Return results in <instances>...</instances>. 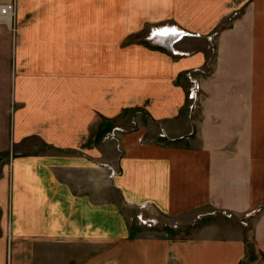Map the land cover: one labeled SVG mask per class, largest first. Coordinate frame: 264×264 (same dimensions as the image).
I'll list each match as a JSON object with an SVG mask.
<instances>
[{"label":"crops","instance_id":"1","mask_svg":"<svg viewBox=\"0 0 264 264\" xmlns=\"http://www.w3.org/2000/svg\"><path fill=\"white\" fill-rule=\"evenodd\" d=\"M8 2L0 264H264V0L0 7ZM162 24L202 35L178 42L177 54L129 40ZM211 32L214 55L204 38ZM196 67L204 71L190 111L185 74ZM138 212L218 222L194 237L154 235L133 224Z\"/></svg>","mask_w":264,"mask_h":264},{"label":"rangeland","instance_id":"2","mask_svg":"<svg viewBox=\"0 0 264 264\" xmlns=\"http://www.w3.org/2000/svg\"><path fill=\"white\" fill-rule=\"evenodd\" d=\"M237 12V13H235ZM240 15V10L238 8L236 9H233L232 12L228 15V21H233L237 16ZM106 14L105 13H102V22H103V17H105ZM154 28V29H153ZM153 29V31L151 32L152 34V39L153 41L155 42H158L159 46H162L164 43H169V45H166V47H170L171 49L175 50V54L177 53H180V52H177L176 51V48L174 47V45H171L172 41L176 38V36L179 34L177 29H176V26L172 25V24H162V25H158V26H150L148 29L146 30H142L141 32L139 33H135L134 35L130 36L129 40L131 41H138V40H142L143 42H149V44H153L150 40H146V37L149 35L150 33V30ZM173 29H175V32H173ZM179 29V28H178ZM184 30V29H183ZM186 31V30H185ZM109 32L112 34V33H118L119 32V29L115 30V29H110ZM191 35V36H186V35ZM202 35V34H201ZM201 35L199 37H201ZM209 35H212V38H213V47L210 48L209 46V41L207 39V37ZM166 37L167 40L163 41V38ZM187 37H196L194 34L192 33H185L183 34V39L184 38H187ZM169 38V40H168ZM206 42H207V49L210 50L212 52V54L214 55L216 53V42H215V35L214 33H209V34H206L204 36ZM159 41H163L162 42H159ZM165 46V45H164ZM212 62V60L210 61V63ZM204 69L202 68H199V67H196V68H193L192 70H190L189 72L187 73H190L191 76L193 78L196 79L197 83L199 84V90H198V98L196 100V107L194 109H196L198 107V101L200 99V92H201V87H200V83H199V77L196 76V74H200L201 72H203ZM187 73L185 74L186 75V78L188 79V82H189V85H188V90H189V87H190V81H189V78L187 76ZM187 99H188V91H187ZM189 100V99H188ZM190 103H191V100H189ZM189 103V104H190ZM189 104H188V108H189ZM193 109V110H194ZM224 215L227 216V217H230L232 214L231 212H228V211H224ZM254 211H252L253 213ZM251 213V214H252ZM230 214V215H228ZM134 216H132V218H134L133 220V224H135L136 226H140V227H143L142 229L144 230H147L149 231L148 233L150 234H154V235H161L160 233H157V232H160L158 230H162L163 231V228L167 227V226H171L174 230V235L175 237H194L195 235L198 234V232L200 231L201 227H204L205 225H209V224H216L218 222L217 220V217H213V216H206V217H202V215H198L196 216V219L197 218H200L194 222H190L191 225H187V224H184V223H180L179 220H175L173 218H170V219H167V218H156V217H153L154 219V223H153V226L152 227H148L146 225H140L136 219V214H133ZM144 217H149V216H145L143 215ZM249 215H245V217H248ZM247 225L244 226V234L245 236L247 237V240H248V244L251 242V234H252V222L251 221H248L246 222ZM139 224V225H138ZM190 226V227H188ZM163 233H165L163 231ZM60 258H49V257H43L42 261L43 263H47V264H50L52 262H55V261H59ZM54 264V263H53Z\"/></svg>","mask_w":264,"mask_h":264},{"label":"built area","instance_id":"3","mask_svg":"<svg viewBox=\"0 0 264 264\" xmlns=\"http://www.w3.org/2000/svg\"><path fill=\"white\" fill-rule=\"evenodd\" d=\"M13 11H14V3L13 2L5 3V4H3L0 7V14H1L2 18H6V19L7 18H11ZM235 13H237V12H235ZM153 29L150 30L149 35L146 37V40L147 41L148 40H150L151 42L153 41V39H152L153 37H152V34H151V32L153 31ZM176 29H177V31H178L179 34L172 41L171 45H174V44L177 45V43L180 42L183 39V34L189 33L188 31H185L183 29H178L177 27H176ZM190 33L194 34L196 37H199L201 35L199 32H190ZM207 39L209 41L210 48H212L213 47V38H212V35H209L207 37ZM152 43L153 44H159L158 42H155V41H153ZM168 48H169V50L173 54H175V50L171 49L170 47H168ZM187 76H188L189 81L191 83L190 84V87H189V90H188V99L191 100V103L189 104V110L192 111L196 107V100L198 98L199 84L197 83L196 79L191 76L190 73H187ZM111 173L115 174L117 172L112 171ZM141 207H143V206H140L139 208L141 209ZM228 215H230V214H228ZM136 219H137V221H138V223L140 225H146L148 227H152L153 226V223H154L153 217H144L141 212L136 213Z\"/></svg>","mask_w":264,"mask_h":264},{"label":"trees","instance_id":"4","mask_svg":"<svg viewBox=\"0 0 264 264\" xmlns=\"http://www.w3.org/2000/svg\"><path fill=\"white\" fill-rule=\"evenodd\" d=\"M163 229H164L165 232H168V233H172V234H174V230H173V228L170 227V226H167V227H165V228H163ZM245 240L248 241V240H247V237L245 238ZM253 258H254V257H252V254H251L250 257H249V260H250V261H254Z\"/></svg>","mask_w":264,"mask_h":264},{"label":"bare ground","instance_id":"5","mask_svg":"<svg viewBox=\"0 0 264 264\" xmlns=\"http://www.w3.org/2000/svg\"><path fill=\"white\" fill-rule=\"evenodd\" d=\"M10 19H11V18H7L8 21H9ZM164 39L167 40L166 37L163 38V41H165ZM168 40H169V38H168ZM163 41H159V42H162V43H163ZM163 45H169V43H164Z\"/></svg>","mask_w":264,"mask_h":264},{"label":"snow or ice","instance_id":"6","mask_svg":"<svg viewBox=\"0 0 264 264\" xmlns=\"http://www.w3.org/2000/svg\"><path fill=\"white\" fill-rule=\"evenodd\" d=\"M173 32H175V29H173Z\"/></svg>","mask_w":264,"mask_h":264}]
</instances>
